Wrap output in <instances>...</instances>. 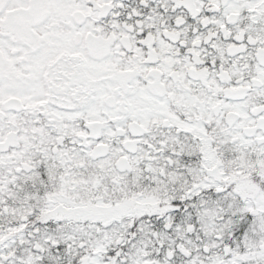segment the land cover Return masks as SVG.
I'll return each mask as SVG.
<instances>
[{
	"label": "snow or ice",
	"instance_id": "6c2138e0",
	"mask_svg": "<svg viewBox=\"0 0 264 264\" xmlns=\"http://www.w3.org/2000/svg\"><path fill=\"white\" fill-rule=\"evenodd\" d=\"M0 264H264V0H0Z\"/></svg>",
	"mask_w": 264,
	"mask_h": 264
}]
</instances>
